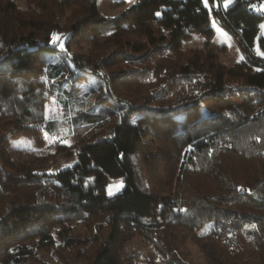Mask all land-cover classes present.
<instances>
[{"label":"trees","instance_id":"obj_1","mask_svg":"<svg viewBox=\"0 0 264 264\" xmlns=\"http://www.w3.org/2000/svg\"><path fill=\"white\" fill-rule=\"evenodd\" d=\"M98 1L31 0L18 7L0 0V141L29 127L58 138H84L113 119L99 139L82 143V168L32 165L11 172L0 166V264H103L110 260L109 235L121 224L146 234L165 264H194L180 249L189 235L206 264H264V55L252 48L261 19L252 11L262 0H238L232 7L211 0L210 8L203 0H144L107 19L97 13ZM154 5L164 8L142 20L141 13ZM7 10L11 24L4 21ZM210 16L237 41L250 66L246 73L180 47L187 26L205 24ZM120 27L125 33L117 39ZM163 29L169 34L150 38ZM104 30L114 34L87 54L54 40L56 33H81L93 42ZM134 36H145L141 48ZM260 44L264 49V36ZM120 63L130 69L117 70ZM79 75L98 83L84 92V108H77L83 98ZM97 95L104 105L91 104ZM236 95L244 98L239 105L188 119L194 104ZM50 104L59 106L60 117L46 119ZM148 111L168 141L170 153L161 147L155 154L172 164L167 176L173 187L152 165V189L141 173L134 148L145 134L137 122ZM95 149L107 153L96 159ZM94 159L107 170L120 169L123 191L106 194L84 184ZM154 200L166 206L167 217L149 214ZM206 223L211 228L196 235Z\"/></svg>","mask_w":264,"mask_h":264},{"label":"rangeland","instance_id":"obj_2","mask_svg":"<svg viewBox=\"0 0 264 264\" xmlns=\"http://www.w3.org/2000/svg\"><path fill=\"white\" fill-rule=\"evenodd\" d=\"M18 7H25L29 5L31 0H11ZM144 0H126L124 3H118L115 0H99L97 4V13L102 17L107 19L108 17H114L120 14L126 7L132 3L141 2ZM205 5L210 8L211 0H203ZM238 0H225V7H232L237 3ZM33 7V5H32ZM164 7L160 5H154L152 8L141 13L142 20L147 18L155 17L156 14H160V9ZM253 13L260 15L261 19L256 24V31L253 33V44L252 48L261 55H264V49L261 47L260 39L264 36V0L257 3L253 8ZM12 11L7 10L4 15V21L11 24L12 22ZM60 24H63V19L59 20ZM2 23L0 22V28ZM148 27V33L152 32L151 28ZM117 39L123 35L124 29L122 27L116 29ZM112 31H103L98 33L95 39L90 41V38H84L81 33L74 34L72 37L68 35L56 33L54 35V40L61 42L68 41L71 43L72 50L78 51L82 54H87L91 48L99 43H103L106 38L114 34ZM95 33V31H93ZM166 33L169 34L168 29L155 31L154 35L150 37L155 40L163 38ZM145 36L139 39L134 36L131 37L134 43L140 45L144 40ZM143 39V40H142ZM177 39V38H176ZM180 47L184 51H196L201 50L206 55L213 58V60L225 65L228 69H233V73L244 74L250 68L248 63L244 61L245 56L239 47L237 41L227 30H225L219 21L214 17L210 16L208 21L202 25L200 24H189L187 26L186 32L178 39ZM147 46V45H146ZM147 49V48H146ZM145 49V50H146ZM144 50V52H145ZM52 58V55H49ZM117 70L130 69L129 64L120 63L115 65ZM114 69V68H111ZM137 83L132 85L131 90L137 88ZM97 81L94 77L88 75H79L77 78V90H79V95L82 96V102L78 103L82 108L87 106V94L91 89L97 88ZM86 92L87 94H85ZM140 92V91H139ZM145 96H149L147 93ZM104 98L101 95H97L92 98L91 104L103 103L105 104ZM244 101L242 96H219V97H209L203 103L194 104L193 113L189 115L188 119H193L194 116H199L206 113L208 110H216L220 107L235 106L239 105ZM160 103V102H156ZM155 104V103H154ZM109 106H112L108 104ZM155 104L154 106H156ZM156 109V108H153ZM159 111L158 109H156ZM62 111L57 104H50L49 109L46 112V119H53L55 117H60ZM153 114L148 111L146 116L139 121L138 124L142 129H145V134L142 139L136 142L134 151L138 157V161L141 164V173L144 181L150 187L153 188V183L151 182V177L149 171V165L159 172L164 173V177L169 182V185L173 187L172 176H167L169 171L170 174L173 172V166L169 162H164L161 157H157L156 149L164 148V151L169 154L167 150L166 136L162 131L160 121L156 120L153 122ZM137 121L136 116L133 117ZM113 119L109 120L111 124ZM133 120V121H134ZM111 121V122H110ZM108 123V128H98L92 131L91 134L86 135L87 137H77L70 136L65 138H58L56 136H51L48 133L42 131L40 127L37 128H26L23 130H16L12 132L9 136L0 141V166L6 170L17 171V169L25 170L32 165H43L47 167L50 171L65 170L71 167L82 168L83 160V148L81 145L87 139L95 138L99 139L100 134L106 133L111 125ZM98 137V138H97ZM162 137V138H161ZM167 150V151H166ZM107 153L106 149L94 150L93 155L96 159H102ZM92 156V155H91ZM87 159H85L86 161ZM84 161V162H85ZM54 162V164H53ZM52 166H50L51 164ZM50 166V167H48ZM113 167V168H112ZM111 169L107 170L104 168L98 160H91L89 166L85 168L87 175L84 177V184L87 186H92L100 192H105L106 194H116L121 191L124 187L122 180L121 171L118 167L112 166ZM83 170V172L85 171ZM153 170V169H152ZM169 187V188H172ZM123 191V190H122ZM173 191V189H172ZM171 191V192H172ZM165 194L163 196H167ZM149 214L157 216L167 217L166 206L163 207L161 203L154 200ZM165 219V218H164ZM80 233L84 235L83 227H81ZM211 228V223H206L205 225L198 227L195 231L196 235H200L207 232ZM79 233V234H80ZM146 235V234H145ZM141 235L136 232H131L123 224L117 226L111 236L109 235V245L106 251V258L110 259L108 262L103 264H116L113 258L118 259L120 264H146L147 262L152 264H165L162 257L159 256L158 252L152 247L147 235ZM181 244V243H180ZM180 249L189 253L190 258L193 260L194 264H206L204 255L196 243V240L192 238V235L180 245ZM101 264V263H100Z\"/></svg>","mask_w":264,"mask_h":264},{"label":"snow or ice","instance_id":"obj_3","mask_svg":"<svg viewBox=\"0 0 264 264\" xmlns=\"http://www.w3.org/2000/svg\"><path fill=\"white\" fill-rule=\"evenodd\" d=\"M61 47H63V45H61ZM111 194V193H110Z\"/></svg>","mask_w":264,"mask_h":264}]
</instances>
